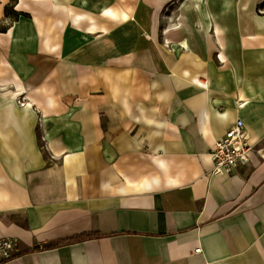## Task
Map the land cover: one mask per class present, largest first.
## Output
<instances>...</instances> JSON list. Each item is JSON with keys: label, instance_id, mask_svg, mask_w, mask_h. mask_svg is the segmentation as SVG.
<instances>
[{"label": "crops", "instance_id": "1", "mask_svg": "<svg viewBox=\"0 0 264 264\" xmlns=\"http://www.w3.org/2000/svg\"><path fill=\"white\" fill-rule=\"evenodd\" d=\"M64 1L17 0L34 18L0 32V238L20 244L5 264H264V0L212 6L218 52L203 19L164 43L149 0ZM238 119L251 161L215 174Z\"/></svg>", "mask_w": 264, "mask_h": 264}, {"label": "built area", "instance_id": "2", "mask_svg": "<svg viewBox=\"0 0 264 264\" xmlns=\"http://www.w3.org/2000/svg\"><path fill=\"white\" fill-rule=\"evenodd\" d=\"M20 104L25 106V102ZM252 152L250 135L243 120L238 119L214 145L211 152L213 172L232 173L238 166L246 165L251 161ZM200 251L199 248L197 252ZM19 253V240L11 237L0 238V264L13 260Z\"/></svg>", "mask_w": 264, "mask_h": 264}, {"label": "bare ground", "instance_id": "3", "mask_svg": "<svg viewBox=\"0 0 264 264\" xmlns=\"http://www.w3.org/2000/svg\"><path fill=\"white\" fill-rule=\"evenodd\" d=\"M54 1V0H53ZM83 5L85 7L89 6V1L88 0H83ZM212 5L213 4V0H193V4L192 5H186L187 10L189 11H196L197 13H199L200 17H202L203 20H205L209 25H211V29L210 31L207 32L206 35V39L208 41L209 44V48L211 51H216L220 49V42H221V31L219 26L216 24V16L215 14L212 12ZM192 9V10H190ZM158 13H160V10H158ZM158 18H160V14L157 15ZM72 21L74 24H79L83 18L85 17V15L83 14H72ZM163 18H165L167 20V26L165 27V29L162 31L163 34V41L164 43H171L173 42L172 39L170 38V35L175 32V31H179L180 29H182L185 25V22L182 21V16H180V18L178 19V22L174 23V14L172 15H164ZM26 24V23H25ZM25 27L26 25H24V23H17L16 26H14V28L11 31V35L13 36H17V35H21L25 32ZM93 26H89L88 29L84 30L83 33L80 32V28H77L76 26L73 28H69L68 29V33L71 34L72 36H77L78 40L82 41V42H90L92 40V37L88 34L91 32ZM184 46H186V42L183 41ZM210 51V52H211ZM22 94H24L23 92H19V95L15 98L17 101L20 100ZM25 99H29L28 97ZM32 101V100H31Z\"/></svg>", "mask_w": 264, "mask_h": 264}, {"label": "rangeland", "instance_id": "4", "mask_svg": "<svg viewBox=\"0 0 264 264\" xmlns=\"http://www.w3.org/2000/svg\"><path fill=\"white\" fill-rule=\"evenodd\" d=\"M150 2L153 3V5L159 7V10H160V31H159V36L160 38L162 39L163 38V34H162V31L165 29V27L168 25L167 23V20L165 18H163L164 15H172L174 14V23L178 22V19L180 18V16H182V21L185 22L186 24L188 25H192V26H195L197 27L200 23V21L202 20V17H200L199 13H197L196 11H189L187 10V7L186 5H192L193 4V0H149ZM234 2V0H213V4L214 5H221L225 2ZM246 1V0H245ZM78 2H80L78 0ZM64 3L68 6V8H71V9H74V5L76 3L75 0H65ZM229 3V2H228ZM235 3V2H234ZM16 6V5H15ZM39 4H34V7H36L37 9L39 8ZM213 6V5H212ZM192 10V9H190ZM21 12V11H20ZM258 12H263V10H258ZM23 13H26V12H23ZM59 16V13H56V12H53L50 14V17H58ZM20 17H24V19H29L30 17L33 19L34 16L32 14H29L27 13V15H20ZM19 17V18H20ZM115 25H116V22H115ZM128 25V21L126 20L121 26H127ZM119 26V27H121ZM107 27V26H105ZM117 27V25H116ZM195 29V28H194ZM194 29H181L179 31H175L176 33L175 34V37H188L190 36V34H192V38H194V32H199L197 30H194ZM43 28H40V25L35 22V25L33 26V31H32V34H35L36 37L38 38V43L36 44V47H35V52L36 53H43L44 52V46H43ZM171 34L170 37H172V35L174 34ZM94 37L97 36V34H93ZM98 37V36H97ZM196 38L202 40L203 37L201 36H195ZM102 46V45H100ZM24 97L20 98L19 100V103H21V101L23 100ZM25 102V101H24Z\"/></svg>", "mask_w": 264, "mask_h": 264}, {"label": "trees", "instance_id": "5", "mask_svg": "<svg viewBox=\"0 0 264 264\" xmlns=\"http://www.w3.org/2000/svg\"><path fill=\"white\" fill-rule=\"evenodd\" d=\"M16 4H17V0H11L10 3L5 6V15H6V19L9 20V23H11L12 21H17L20 15H27V13H23L15 10ZM258 10L259 11L263 10V12H259V13L264 15V1L261 4H259ZM9 23L2 24L0 22V32H7L8 28L10 27ZM94 236L95 234H84L82 236H79V238H83V237L91 238ZM52 247L53 245L43 246L44 249H51ZM37 250H40L38 246L32 249V251H37Z\"/></svg>", "mask_w": 264, "mask_h": 264}]
</instances>
